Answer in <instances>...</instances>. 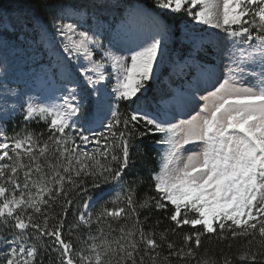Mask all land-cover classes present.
Here are the masks:
<instances>
[{
    "label": "snow or ice",
    "instance_id": "obj_1",
    "mask_svg": "<svg viewBox=\"0 0 264 264\" xmlns=\"http://www.w3.org/2000/svg\"><path fill=\"white\" fill-rule=\"evenodd\" d=\"M151 5L36 0L9 23L11 32L5 28L6 37H16L15 52L31 62L33 82L53 94L41 99L9 87V43L0 41V264H43L53 254V264H172L173 258L190 264L203 238L213 236L229 248L243 240L241 264H264V0ZM185 14L202 27L173 60L169 25ZM165 73L167 84L153 92L159 99L152 107L148 93ZM17 112L26 122H42L47 138L27 129L8 137L3 128ZM136 135L160 137L150 184L155 195L142 199L136 181L125 180L136 167ZM89 179L101 199L104 185L114 195L95 213L87 211L91 200L77 208L69 235L88 230L77 249L64 229L70 194L86 193ZM153 209L168 213L173 225L159 240L143 228L149 216L140 219ZM120 220L132 226L113 236L112 222ZM169 232L182 234L179 247ZM196 264L218 262L204 256ZM219 264L233 259L222 256Z\"/></svg>",
    "mask_w": 264,
    "mask_h": 264
},
{
    "label": "trees",
    "instance_id": "obj_2",
    "mask_svg": "<svg viewBox=\"0 0 264 264\" xmlns=\"http://www.w3.org/2000/svg\"><path fill=\"white\" fill-rule=\"evenodd\" d=\"M134 2L140 3L142 5H148L151 7V0H134ZM32 3H36V0H0V20L6 17L9 22L14 23L15 17L20 14L23 10L27 9L28 6ZM184 17V16H183ZM184 18H181L177 21L171 22L169 27L171 26L174 30L178 29V26L180 25L181 21H183ZM165 23H168L165 21ZM30 31V30H29ZM188 46H179L178 49L175 51V57L179 56L182 51H186ZM163 77L166 79V73L163 75ZM161 77V80L163 79ZM167 84V83H166ZM162 81L160 84L153 83L150 91L148 93V104L152 107H155L156 102L158 101L159 97L158 95L155 97L153 96V92H159L160 88L162 86H166ZM83 103L86 107H89V99H84ZM141 104L143 105V101H141ZM121 112H126L127 108L125 105L121 104L120 106ZM4 132L8 137H13L17 133H23L25 129L28 131H32L35 133H44V138H47V131L46 126L42 122H26L24 121L21 114L15 115L11 117L10 119L6 120V124L4 126ZM102 130V129H98ZM141 131L144 129L141 128ZM160 137L158 135H148L143 138L141 141L140 137L136 135V138L132 141V148L131 153L133 156V159L136 161V167L131 169L127 176H125V180L129 182L130 185H132L133 181H136V184L134 185L136 187V197L137 199H142L145 194L147 195H155L154 190L150 188L151 184V175L153 172L158 171V154L159 149L155 146V141L158 140ZM93 145H88L87 150L91 151ZM27 162V160H25ZM44 163V161H41ZM92 181L89 179L84 185V188L86 189V193L84 191H81L79 193L72 192L70 194V198L73 199L74 204L72 209L69 211L67 216V224L65 225L64 229V238L66 240H71L74 246L79 249L81 247H84L83 241L87 238V229L81 227L78 231L74 232L72 235H69L68 232V224L75 223L76 221V213L77 208L79 207L81 210H83V202L86 200H92L95 198H98L94 208L91 212L95 213L99 210L100 205L104 203V201L109 200L112 198L114 193L110 190V186L104 185V196L103 199H101V192L99 189H95L91 187ZM107 190H110L109 193H105ZM116 192H119V188H116ZM111 207L112 205H108ZM61 212V206L60 204H57L54 210V213H60ZM148 215L149 218L146 222L143 223V228L146 232L148 231H154L157 233V240H159V233L162 232L166 228H171L173 225L171 222L166 218L168 213L165 211H156L153 209L151 214L148 213H142L140 216L141 221L144 220V216ZM55 220H50V225L54 224ZM122 225H126L127 227L132 226V221H124L120 220L119 222H112L113 229L115 231L113 232V236L119 235V229ZM105 231L107 232V228H105ZM184 231H190L189 226H184ZM92 232H96V227L93 226ZM168 238L175 241L177 246L179 247L182 243V234L177 233L175 236H173L170 232L168 234ZM48 243H51V241H48ZM245 247L243 240H237L232 241V247H228V242H218L216 238L213 236L211 238L205 237L202 240V245L197 251V256L195 259H193L190 264H196V261L201 259L204 256L213 257L217 260L218 264L221 261L222 256H230L233 259V264H241L239 259L237 258V254L243 250ZM2 248V246H0ZM163 254H167V249L164 248L161 250ZM55 260V254L52 255L50 258L48 255H45L43 258V264H53V261ZM172 264H183L182 261L177 260L176 258L172 259Z\"/></svg>",
    "mask_w": 264,
    "mask_h": 264
},
{
    "label": "rangeland",
    "instance_id": "obj_3",
    "mask_svg": "<svg viewBox=\"0 0 264 264\" xmlns=\"http://www.w3.org/2000/svg\"><path fill=\"white\" fill-rule=\"evenodd\" d=\"M183 21H181L180 25L178 26V29L174 30L171 26V36L167 41L169 53L172 56V59H176L175 57V51L178 49L179 46H190L189 45V38L192 34V30L194 29H200L202 26L196 25L195 22L191 21L190 18L186 16V14L183 17ZM9 20L4 17L0 20V41L7 40L9 43V48L6 50V55L8 57V67H7V76L9 80V87L17 88L19 90H23L26 95H31L33 97H40L41 99L52 95V89L49 85L40 83V82H33L31 79V72H30V64L31 62L28 60L27 56L25 55H19L15 52V47L17 46V41L15 36L6 37L4 35V30L7 28L9 32L12 31L11 27L9 26ZM29 31V30H26ZM209 32H215L218 30H208ZM199 35L207 36V33H199ZM223 35V34H221ZM59 37H57V43H59ZM23 46L26 48L28 41H21ZM168 68L167 62L165 64V69ZM5 69L0 66V77L4 75ZM163 83L167 82L165 78L162 79ZM155 83V82H154ZM109 87H111V84H109ZM202 94L198 93L197 95ZM24 99V96H21V100ZM14 101L15 98H12ZM11 102V101H10ZM20 114L17 112L15 115ZM14 115V116H15ZM13 116H9L7 118L10 119ZM187 118V117H183ZM93 127L99 129V125H94ZM4 131V129H3ZM187 154V153H186ZM110 190H108L106 193H109ZM92 204L87 209V211H92L94 208L97 198L92 199Z\"/></svg>",
    "mask_w": 264,
    "mask_h": 264
}]
</instances>
